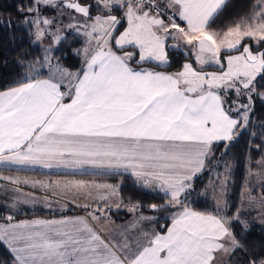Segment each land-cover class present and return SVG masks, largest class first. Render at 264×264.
<instances>
[{
    "label": "snow or ice",
    "instance_id": "6c2138e0",
    "mask_svg": "<svg viewBox=\"0 0 264 264\" xmlns=\"http://www.w3.org/2000/svg\"><path fill=\"white\" fill-rule=\"evenodd\" d=\"M228 2L16 5L30 43L41 45L42 53L18 61L23 77L0 90V164L128 172L139 186L162 196L159 203L129 197L126 204H114L109 197L119 195L118 184L39 182L71 194L73 201L89 187L105 193L78 205L84 216L0 226L12 264H264V252L249 251L233 230L236 223L248 230L239 207L228 215L226 201L215 200L214 211H201L190 200L221 143L224 155L247 134L249 151L261 154L256 166L264 170V121L256 125L259 131L253 127L256 103L264 104V0H254L249 14L226 30L214 27ZM71 36L83 42L70 49L80 57L79 66L68 67L54 52ZM169 49H186V60L189 54L195 59L176 72L158 71L171 66ZM153 61L155 67L145 66ZM212 66L219 70L208 71ZM223 186L220 180L221 192ZM89 197L90 192L84 199ZM255 200L249 194V202ZM113 206L134 213V220L115 227ZM163 219L168 223L159 229L144 230ZM102 222L114 226L113 235L105 234Z\"/></svg>",
    "mask_w": 264,
    "mask_h": 264
},
{
    "label": "trees",
    "instance_id": "16d2710c",
    "mask_svg": "<svg viewBox=\"0 0 264 264\" xmlns=\"http://www.w3.org/2000/svg\"><path fill=\"white\" fill-rule=\"evenodd\" d=\"M21 0H0V90L11 86L14 81L21 79L24 75V69L18 61L27 63L34 57H38L42 53V46L30 43L31 36L25 31V25L21 21L19 13L16 11V5ZM254 0H230L225 7L220 18L216 21L214 27L226 30L228 26L237 23L242 16L246 17L249 14L250 6ZM12 24L9 25L8 21ZM79 41V42H78ZM83 37L71 36L68 43H61L56 47L54 55L68 67L79 66L80 57L74 54L75 49L81 47ZM170 67L157 68L158 71H174L176 72L183 62L194 61V56L189 54L186 60L185 52L182 51H168ZM27 58V59H25ZM154 63H147L145 66L155 67ZM211 70H219L218 68H209ZM264 121V104L259 101L256 103V114L253 122L255 130L259 122ZM250 137L244 134L237 142H235L226 154L224 153L223 143L215 147L216 159L209 165L208 170L204 171L196 180L195 187L197 194L191 197L193 201L192 207L197 210L214 211V202L216 200V193L218 191V184L220 180L227 177L226 182V196L225 201L228 204L227 214L231 215L236 208H241L243 191L247 182L249 169L251 171L257 170L256 162L260 159L261 154L256 151H249L247 141ZM259 142L258 140L256 141ZM249 155L251 159L249 160ZM230 166V172H226L225 166ZM90 178V176H84ZM120 178H123L121 181ZM91 179V178H90ZM216 180V187L211 191L209 185ZM113 185H120L119 196L124 203L130 197L133 201H140L142 203H159L161 202V193H155L145 189L129 176L119 175L112 178ZM259 187H255L252 194L257 195ZM13 199L12 196L6 197L5 200L0 201V224L21 221L33 220H49L59 217L70 216L76 213L72 209L66 211H45L43 209H27L23 208L19 211L9 209V203ZM117 219H126L130 215L127 212H111ZM150 216H164L168 213H152L145 212ZM12 216V220L8 221L6 217ZM168 223L167 219L158 220L146 224V228H157L160 225ZM235 233L248 246L249 251L264 252V226L253 225L247 231L242 230L239 223L234 225ZM14 257L10 251L0 241V264H12Z\"/></svg>",
    "mask_w": 264,
    "mask_h": 264
},
{
    "label": "crops",
    "instance_id": "0c3cea01",
    "mask_svg": "<svg viewBox=\"0 0 264 264\" xmlns=\"http://www.w3.org/2000/svg\"><path fill=\"white\" fill-rule=\"evenodd\" d=\"M230 1V0H229ZM171 50V49H170ZM172 51V50H171ZM156 64L157 62H149ZM215 69V68H214ZM208 71H211V69L208 68ZM218 71V70H215ZM168 72V71H166ZM174 72V71H169ZM123 176H129L132 179H135L130 173L124 172L122 174ZM84 176H90V178H85ZM119 175L112 174L111 172H105L101 169H95L91 166H85L84 168H65V167H53V168H44L42 166H19V165H3L0 164V201L5 200L6 197L12 196L13 199L11 200L10 204H15L18 208L14 211L22 210L23 208L27 209H43L45 211H66L68 209H57L59 206L57 205L58 202L61 200L57 199L55 194L59 192V189L55 188H44L40 186L39 182H43L45 184L49 182H56L59 181L61 184L68 182V181H85L89 185L93 184H111L112 178H116ZM8 178V179H4ZM19 180V181H28L27 183H14L13 181ZM122 181L123 178H120ZM35 182V186H34ZM13 188H18L19 190H15ZM91 193V197L84 199V197L87 196V193ZM73 193H75V190H73ZM105 193L104 189H97L95 187H89L87 189L80 190L78 194H76V199L74 200L77 202L76 204H82V203H89L92 204L94 202L93 198H96L98 196H101ZM162 194V193H161ZM25 195H31L33 198L25 197ZM67 200L71 199V194L67 195L65 197ZM70 198V199H69ZM110 201H112L114 204H118L121 201L120 196H114L109 197ZM57 202V203H56ZM99 203L103 204V201H99ZM73 204V203H69ZM78 205H74L72 209L76 211L75 214L65 217H76V216H84L85 211L84 209L78 207ZM127 212L130 216L126 219H119L115 218L111 212ZM109 213L112 220L115 222V227H124L127 226V224L134 220L135 214L132 212H129L124 207H120L119 209L115 206L112 207V210ZM65 217H59L49 220H59L61 218ZM34 221V220H33ZM21 222H27V221H21ZM19 222H11L6 224H0V226H7L8 224H16ZM103 230L106 235H113V225L112 224H103L102 225ZM151 228H146L144 226V230H150ZM4 246L10 251L8 244L0 240ZM11 253V251H10ZM12 254V253H11ZM14 257V254H12Z\"/></svg>",
    "mask_w": 264,
    "mask_h": 264
},
{
    "label": "rangeland",
    "instance_id": "374dc122",
    "mask_svg": "<svg viewBox=\"0 0 264 264\" xmlns=\"http://www.w3.org/2000/svg\"><path fill=\"white\" fill-rule=\"evenodd\" d=\"M48 43H49L48 39H45L43 41V44L45 45H47ZM171 50L176 51V52L177 51H182V52L187 51L186 49H183V50L171 49ZM193 58L195 59V57ZM211 68H217V67L212 66ZM211 71H215V70H211ZM251 173L252 174H250V171H249L248 176H247V182H246V185L243 191V196H242V205L240 208L241 219L247 221L248 229L252 227L253 225L264 226V207H261V196L264 195V185H262L261 181L264 180V170L257 167V170L251 171ZM223 180H224L223 191L221 192V188L219 187V184H218V191L216 193V200H220L222 204L225 201L227 179L226 180L223 179ZM216 183H217L216 180L213 181L209 185V190L212 191L216 187ZM255 187H259V193L257 195L252 194ZM13 189L19 190L18 188H13ZM249 194H251V196L256 197L255 202H249ZM55 196L57 197V199L61 200L58 203L56 202L57 205L59 206L57 209H69V208H73L74 205H78L76 204L77 202L73 200H67L65 198L67 197V195H63L61 190H59V192L55 194ZM25 197L33 198L31 195H25ZM34 200L36 199L33 198V201ZM70 202L73 204H69ZM17 208L18 207L15 206V204L9 205V209L16 210Z\"/></svg>",
    "mask_w": 264,
    "mask_h": 264
}]
</instances>
